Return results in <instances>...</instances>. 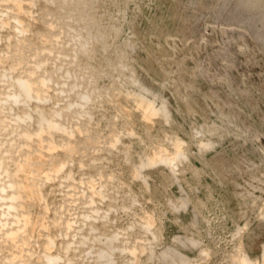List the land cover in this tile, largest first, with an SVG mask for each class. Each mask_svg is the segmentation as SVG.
I'll return each instance as SVG.
<instances>
[{"label":"rangeland","instance_id":"rangeland-1","mask_svg":"<svg viewBox=\"0 0 264 264\" xmlns=\"http://www.w3.org/2000/svg\"><path fill=\"white\" fill-rule=\"evenodd\" d=\"M256 15L0 0V264H264Z\"/></svg>","mask_w":264,"mask_h":264},{"label":"bare ground","instance_id":"bare-ground-1","mask_svg":"<svg viewBox=\"0 0 264 264\" xmlns=\"http://www.w3.org/2000/svg\"><path fill=\"white\" fill-rule=\"evenodd\" d=\"M24 4H25V3H24ZM27 10H28V9H27ZM44 10H45V9H44ZM25 11H26V10H25ZM28 11H29V10H28ZM15 13H16V12H15ZM14 15H15V14H14ZM16 16H17V15H16ZM39 16H40V15H39ZM37 17H38V16H37ZM21 18H22V17H21ZM17 19H18V18H17ZM12 21H13V20H12ZM40 21H41V20H40ZM32 22H33V21H32ZM25 23H26V22H25ZM34 23H35V22H34ZM25 26H26V25H25ZM9 29H10V28H9ZM34 30H35V29H34ZM27 34H28V33H27ZM35 39H36V38H35ZM39 39H40V38H39ZM36 41H37V40H36ZM85 42H86V41H85ZM85 42H84V43H85ZM87 42H88V41H87ZM84 43H83V44H84ZM85 44H86V43H85ZM27 46H28V45H27ZM87 47H88V46H87ZM6 48H7V47H6ZM39 50H40V49H39ZM44 53H45V52H44ZM14 71H15V70H14ZM35 73H36V72H35ZM30 76H31V75H30ZM39 78H40V77H39ZM134 78H135V77H134ZM134 78H133V79H134ZM38 80H39V79H38ZM133 81H134V80H133ZM21 82H22V81H21ZM135 82H136V81H135ZM138 83H139V82H138ZM4 84H5V83H4ZM21 84H22V83H21ZM133 84H134V83H133ZM143 85L145 86V84H143ZM42 86H43V85H42ZM135 86H137V84H135ZM20 88H21V86H20ZM22 88H23V87H22ZM48 91H49V90H48ZM141 91H142V90H141ZM146 93H147V92H146ZM39 113H40V112H39ZM52 136H53V135H52ZM53 139H54V138H53ZM51 142H52V141H51ZM49 143H50V142H49ZM212 146H213V145H212ZM210 147H211V146H210ZM212 149H213V148H212ZM40 153H41V152H40ZM36 162H37V161H36ZM36 164H37V163H36ZM14 165H15V164H14ZM16 166H17V165H16ZM21 174H22V173H21ZM19 175H20V174H19ZM15 178H17V177H15ZM11 180H13V179H11ZM14 182H15V181H14ZM12 183H13V182H12ZM13 184H14V183H13ZM30 186H31V184H30ZM37 186H38V185H37ZM37 186H36V187H37ZM92 186H93V185H92ZM27 188L29 189L30 187L28 186ZM31 188H32V187H31ZM28 189H27V191H28ZM33 189H34V188H33ZM29 191H30V190H29ZM29 191H28V192H29ZM28 192H27V193H28ZM31 192H32V191H31ZM29 193H30V192H29ZM37 193H38V192H37ZM42 197H43V195H42ZM40 200H42V198H40ZM18 205H19V204H18ZM18 207H19V206H18ZM16 213H17V211H16ZM24 216H25V215H24ZM30 216H31V215H30ZM33 216H34V215H33ZM37 216H38V215H37ZM21 217H22V216H21ZM24 218H25V217H24ZM22 219H23V217H22ZM23 220H24V219H23ZM36 221H37V220H36ZM29 226H30V225H29ZM29 226H28V227H29ZM30 229H31V228H30ZM31 232H32V231H31ZM23 239H24V238H23ZM13 242H14V241H13ZM93 244H94V243H93ZM93 246H94V245H93ZM95 247H96V246H95ZM99 247H100V246H99ZM93 248H94V247H93ZM101 248H102V247H101ZM106 249H107V248H106ZM106 249L103 248L102 251L105 253V252H106ZM168 250H169V249H168ZM17 254H18V252H17ZM27 256H28V255H27Z\"/></svg>","mask_w":264,"mask_h":264},{"label":"crops","instance_id":"crops-1","mask_svg":"<svg viewBox=\"0 0 264 264\" xmlns=\"http://www.w3.org/2000/svg\"><path fill=\"white\" fill-rule=\"evenodd\" d=\"M244 3V2H243ZM261 17H264L263 15L261 16V15H256V19H255V21L253 22V23H255L256 22V20L258 19V18H261ZM260 25H262V26H264L261 22H260ZM263 33V32H262ZM261 35V37L264 39V33H263V36H262V34H260Z\"/></svg>","mask_w":264,"mask_h":264}]
</instances>
